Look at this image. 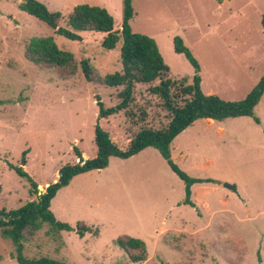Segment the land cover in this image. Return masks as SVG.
Returning a JSON list of instances; mask_svg holds the SVG:
<instances>
[{"label": "rangeland", "instance_id": "374dc122", "mask_svg": "<svg viewBox=\"0 0 264 264\" xmlns=\"http://www.w3.org/2000/svg\"><path fill=\"white\" fill-rule=\"evenodd\" d=\"M22 1L0 0V209L7 211L37 199L30 179L11 168L21 165L23 153L25 171L44 192L64 166L79 162L74 148L84 160L95 157L97 104L116 107L122 90L87 82L81 68L70 74L27 60L32 38L53 37L78 63L88 59L96 75L106 77L121 71V46L105 50L102 33H80L81 41L59 36L22 11ZM39 1L64 18L81 4L101 6L113 16L116 30L122 26V0ZM133 8V32L156 41L171 79L191 85L196 74L175 52L176 37L199 61L205 94L222 91L235 77L234 91L220 97L240 101L264 76V0H134ZM149 89H136L135 118L123 111L102 121L119 147L126 148L143 126L139 110L148 115L144 125L168 124ZM255 116L260 124L247 117L212 125L199 120L173 141L172 160L182 171L215 181L192 187L195 207L184 203L185 183L158 150L111 158L107 168L76 177L52 202L57 220L72 227L83 222L90 231L80 237L44 223L36 234H27L23 256L65 264H142L132 263L117 245L129 236L146 244L147 264H264V96ZM0 264H19L14 243L1 230Z\"/></svg>", "mask_w": 264, "mask_h": 264}, {"label": "trees", "instance_id": "16d2710c", "mask_svg": "<svg viewBox=\"0 0 264 264\" xmlns=\"http://www.w3.org/2000/svg\"><path fill=\"white\" fill-rule=\"evenodd\" d=\"M134 0H122L123 19L120 29H115V21L109 11L101 6L81 4L64 18L60 12H51L48 7L38 0H24L20 9L47 24L59 36L71 41H81L80 33L93 32L105 34L103 48L112 51L120 44L121 71L106 77L97 76L95 69L88 59L78 63L75 55L60 49L53 37L32 38L25 48L26 59L40 67L67 69L74 74L82 69L87 82L103 85L107 88L122 90L118 94L120 100L116 107L105 109L98 102V116L94 126L95 157L84 160L83 153L74 148L79 162L66 165L61 170V176L55 183L49 184L44 192L39 191L38 185L25 171L27 151L23 153L21 165L11 166L21 177H28L32 184L31 195L37 199L28 202L17 210L0 209V230L5 239L11 240L17 250L19 264H65L47 257L27 259L23 256V242L27 234L34 235L41 230L44 223L51 225L58 232L75 231L80 237L90 231L85 223L80 222L76 227L57 220L51 210L52 202L58 193L68 187L78 176L108 167L111 158L128 160L146 149L159 151L171 170L185 183L186 199L184 203L195 207L192 202V187L197 184L215 183L212 179L190 177L172 160L171 145L173 141L199 120L211 119L222 122L226 119L251 117L260 124L255 116V108L264 95V76L258 84L240 101H226L217 95H206L202 88L200 77L201 66L191 50L185 46L180 37L174 39V50L184 55L195 69L191 85H183L170 78V67L160 53L156 41L143 34L135 33L131 27L134 18ZM65 20V25L61 21ZM264 30V15L261 19ZM158 83V84H156ZM139 85L150 86L151 95L159 99L160 107L166 112L168 124L154 129L147 125L148 117L145 110L140 111L142 127L129 139L126 148L119 147L102 121L121 112L129 117H136L132 105L135 103L136 89ZM117 245L124 250L132 263H142L147 260L148 251L144 241L133 237H121Z\"/></svg>", "mask_w": 264, "mask_h": 264}, {"label": "crops", "instance_id": "0c3cea01", "mask_svg": "<svg viewBox=\"0 0 264 264\" xmlns=\"http://www.w3.org/2000/svg\"><path fill=\"white\" fill-rule=\"evenodd\" d=\"M39 1V0H38ZM63 1H65V2H69V0H63ZM264 32V31H263ZM264 34V33H263ZM235 85H236V78L235 77H232V79H230V81H229V84L227 83L226 84V86L224 87V89L221 91V90H219L218 91V89H213V90H210V91H208V93H206V95H217V96H221L222 97V95L221 94H224V93H227V92H231V90H233L234 88H235ZM233 88V89H232ZM234 91V90H233ZM252 91V90H251ZM250 91V92H251ZM220 92H222V93H220ZM249 92V93H250ZM248 93V94H249ZM264 96V95H263ZM223 99V98H222ZM256 109V108H255ZM239 118H242V117H239ZM247 118H251V117H247ZM231 119H236V118H231ZM226 120H228V119H226ZM252 119H249V121H251ZM211 122H208L206 119H205V122H207L208 124H213V123H222V122H218V121H214V120H210ZM225 121V120H224ZM254 121V120H253ZM195 124V123H194ZM220 125V124H219ZM71 184V183H70ZM193 194V193H192ZM148 261H149V259H148V257H147V260L146 261H144V262H142V264H147L148 263Z\"/></svg>", "mask_w": 264, "mask_h": 264}, {"label": "water", "instance_id": "95a60500", "mask_svg": "<svg viewBox=\"0 0 264 264\" xmlns=\"http://www.w3.org/2000/svg\"><path fill=\"white\" fill-rule=\"evenodd\" d=\"M208 122H210L211 119H206ZM61 176V173H59V177ZM224 187L232 190V191H236V186L235 185H231L229 183H224Z\"/></svg>", "mask_w": 264, "mask_h": 264}, {"label": "bare ground", "instance_id": "6f19581e", "mask_svg": "<svg viewBox=\"0 0 264 264\" xmlns=\"http://www.w3.org/2000/svg\"><path fill=\"white\" fill-rule=\"evenodd\" d=\"M211 122V121H210Z\"/></svg>", "mask_w": 264, "mask_h": 264}]
</instances>
